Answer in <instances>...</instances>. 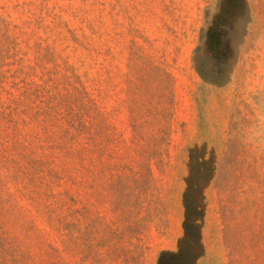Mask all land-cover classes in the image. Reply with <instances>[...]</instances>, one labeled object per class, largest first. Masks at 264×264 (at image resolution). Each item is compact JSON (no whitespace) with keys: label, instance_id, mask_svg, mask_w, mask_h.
<instances>
[{"label":"rangeland","instance_id":"374dc122","mask_svg":"<svg viewBox=\"0 0 264 264\" xmlns=\"http://www.w3.org/2000/svg\"><path fill=\"white\" fill-rule=\"evenodd\" d=\"M0 264H264V0H0Z\"/></svg>","mask_w":264,"mask_h":264}]
</instances>
